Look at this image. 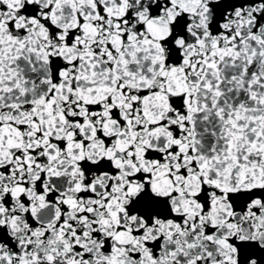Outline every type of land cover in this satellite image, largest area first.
I'll use <instances>...</instances> for the list:
<instances>
[{
	"label": "snow or ice",
	"instance_id": "obj_1",
	"mask_svg": "<svg viewBox=\"0 0 264 264\" xmlns=\"http://www.w3.org/2000/svg\"><path fill=\"white\" fill-rule=\"evenodd\" d=\"M0 264H264V0H0Z\"/></svg>",
	"mask_w": 264,
	"mask_h": 264
}]
</instances>
